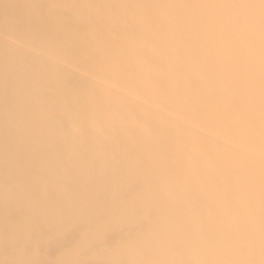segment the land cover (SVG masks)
I'll return each mask as SVG.
<instances>
[{
  "label": "bare ground",
  "instance_id": "bare-ground-1",
  "mask_svg": "<svg viewBox=\"0 0 264 264\" xmlns=\"http://www.w3.org/2000/svg\"><path fill=\"white\" fill-rule=\"evenodd\" d=\"M0 264H264V0H0Z\"/></svg>",
  "mask_w": 264,
  "mask_h": 264
}]
</instances>
